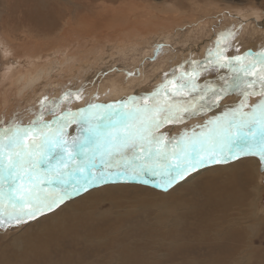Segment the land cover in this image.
Instances as JSON below:
<instances>
[{
  "label": "snow or ice",
  "instance_id": "obj_1",
  "mask_svg": "<svg viewBox=\"0 0 264 264\" xmlns=\"http://www.w3.org/2000/svg\"><path fill=\"white\" fill-rule=\"evenodd\" d=\"M225 15L152 34L129 27L24 79L16 106L0 112V264L9 254L17 264H119L102 258L114 238L132 234L124 246L135 249L145 233L182 230L188 186L222 170L251 199L247 220L220 218L218 239L239 235L242 255L264 252V13ZM12 54L0 40V56ZM119 87L132 90L113 95ZM178 247L145 253L155 264H221Z\"/></svg>",
  "mask_w": 264,
  "mask_h": 264
},
{
  "label": "bare ground",
  "instance_id": "obj_2",
  "mask_svg": "<svg viewBox=\"0 0 264 264\" xmlns=\"http://www.w3.org/2000/svg\"><path fill=\"white\" fill-rule=\"evenodd\" d=\"M54 2L56 4L60 2V5L64 6L66 9H69V14L65 16V18L63 17L64 12L58 14V16H60V21L62 22L65 19L70 18L74 22V24H72L71 22L67 23L65 25V31L59 32L58 34L57 32L52 31V28H50V26L54 27L53 24H50V26H41L44 28V30H42L41 28L38 29L37 27H33L31 29L29 27L28 22L32 21L35 17L27 18L22 21L23 29L20 30V32L23 36V40L19 41V38L14 32L18 30L19 27L11 26L7 28L5 26V24H7L6 20H3L4 25L2 24L1 28L5 29L0 32L4 33L3 36L2 34H0V40H3L7 44V46L12 50L13 53L9 57H3V66L11 65L19 61L22 67H20L14 75L4 74L6 79H9V81H11V87L4 92L5 96L0 106V110L4 111L5 108H7V110L11 112V110L16 106L19 99H21V97L18 95V90L23 87L24 79L28 75L36 74L54 64L63 63L65 55L77 57L83 55L86 51L85 46L95 45L97 42V39H94L95 36L100 37L102 32H104L103 37L105 41H108L110 44L121 39L127 33L129 27H140L145 32L152 34L158 33L161 29L171 30L179 24L192 23L198 18L196 17L193 19H187V17H182V6H175L173 4L174 2L169 5L167 4V6L162 5L163 8H156V10H154L156 7L155 5L154 9H152L149 13L140 16L139 18H132L133 15L135 16V14L131 13H133L135 8L131 10V5H129V1L112 0L111 2L104 3L100 6L96 5L95 3L91 4L92 6H95L97 8V11H94V8H92L91 5H86L84 3V0H78L76 2H72V0H55ZM117 2H120V4L118 3L116 5ZM205 2L209 1L207 0ZM39 6L40 3L36 5L37 8ZM169 6L174 10V13L172 15H168L166 11ZM82 7L85 8H83L84 12H82ZM151 7L153 8L152 5ZM201 9L203 10V8ZM42 12V10L39 11L38 17L42 15ZM234 14L236 15V13ZM194 16H196V14H194ZM39 24L41 23H38V25ZM91 30L95 32V35L93 40H91L90 44V40L88 41L89 38H86V36ZM42 32L44 34H41ZM111 32H114L116 36L111 37ZM33 33L38 35L41 34V37L37 39V36L34 37ZM76 33H82V35H76ZM104 44L106 43L104 42ZM147 51L148 50H146L145 53ZM25 54H31V59L29 61L25 62L21 59V57ZM166 60V56L161 57L162 64L166 63ZM6 66L4 69H6ZM67 74L71 75L72 73L71 71H68ZM127 91L128 90H125L123 87H119L116 95L124 94ZM24 99H31L30 90L25 92ZM25 114L27 117L28 113ZM29 117L30 116H28V118ZM200 178H202L201 181H203L205 186L203 187V190L207 192L206 189H208L211 185H214V189L207 195L205 199L206 203L204 202V206L202 205L199 209H197L196 207L188 214L186 213L187 219L183 223L182 230L163 227L160 230L159 237L155 235H148L147 233H145L135 249L124 246L127 242V239H132V235L116 237L118 239H113L111 244L108 246L111 247L115 241H121L122 246L118 247L116 249V252H119L120 249V253L122 254V260H120L119 258L115 260L118 262L136 261L137 264H154V256L153 258H151L150 254L147 255L145 253V249H155L156 247L165 245L166 243L174 242L179 243V247L176 251L178 253H181L182 257L193 254V256L199 255L206 259H212L221 262V264H232L231 262L232 258L234 257L233 255H242V239L239 235H234L233 237L228 239L231 244L228 243L227 246L226 243H221V241L218 239V236L216 235H219L221 231V217L229 219H238L241 221L248 219L245 215L242 216L243 214L239 209L244 206H247V201L251 199L250 195L244 189L234 186L233 183L227 179V170L217 171L215 173L206 172L197 179ZM225 186H227V188ZM258 194L259 192L255 193L256 200H258ZM188 201L189 202L186 204V208H193L195 206V203H193L190 199H188ZM234 210L238 213L237 215H235ZM212 233H215V237L217 238L215 244L217 245L213 246L212 249L208 251L206 249L207 246L210 244L212 239L215 238ZM205 249L206 251H204ZM204 254L207 256H205ZM113 256L114 255L111 254L106 258L110 260ZM13 259H16L14 260V263L17 264L19 258L15 257ZM5 261L6 264L12 262L10 257L8 256H6ZM247 261L248 260L246 259L245 263Z\"/></svg>",
  "mask_w": 264,
  "mask_h": 264
},
{
  "label": "rangeland",
  "instance_id": "obj_3",
  "mask_svg": "<svg viewBox=\"0 0 264 264\" xmlns=\"http://www.w3.org/2000/svg\"><path fill=\"white\" fill-rule=\"evenodd\" d=\"M54 1L55 0H47L48 6H47V8H44L42 6V0H0V32L5 29V28H1V25L3 24V20H6L7 24H5V26L7 28L11 27V26L19 27L18 30L14 31V32H15L16 36L19 38L18 39L19 41L23 40V36H22V34L20 32V30L23 29L22 21L27 19V18H33V17H35V18L32 21L28 22L29 23V27L31 29L33 27H37L38 29L41 28L42 30H44V28L41 27V26H43V25L50 26V24L51 25L53 24L54 27L50 26V28H52V31L58 32V30L61 28L60 16H58V14H61V12H64L63 17L65 18V16H67L69 14V9H66L64 6L60 5V2H58L56 4ZM73 1L76 2L78 0H72V2ZM111 1L112 0H84V3L86 5H91V4L95 3L96 5L100 6V5L104 4V3H108V2H111ZM123 1H129V3H130L129 5H131V10H133L135 8L133 13H131V14H135V16L133 15L132 18L133 17L134 18L135 17L139 18L140 16H143L146 13H149L152 9H154L155 5H156V7H155L154 10H156V8L157 9L163 8V6H167V4L169 5V4H172V2H174L173 4L175 6H178V5H179V7L182 6V8H181L182 12H183V15H181L182 17H187V19H189V18L193 19V18L198 17L197 20L202 18V19H204V21L209 26H211L214 23L215 24H219L220 23L219 15H220L221 12H223L226 9V7L228 5H229L228 7H230V9L232 8L231 9L232 12L235 11V12H233V14L234 13H236V15L239 14L242 18H247V13L250 12V11H255L257 13H264V6H263L264 5L263 4L264 0H245V1L244 0L243 1L242 0H211V1L208 0L209 2H205L207 0H196V1L195 0H184V1L183 0H123ZM166 2H169V3H166ZM39 3H40V6L37 8L36 5H38ZM118 3L120 4V2H117L116 5ZM226 3H229V4H226ZM256 3H258V4H256ZM149 4H150V7H149ZM223 4H226V5H223ZM151 5L153 6V8L151 7ZM83 8L84 7L81 8L82 12H84V9H85V8L84 9ZM92 8H94V11H97V8L95 6H92ZM201 8H203V10ZM41 10L43 12H42V15L40 16L41 17L40 18V17H38V13ZM184 12H185V14H184ZM194 14H196V16H194ZM1 15H2V17H1ZM236 15L235 14L232 15V16L225 15L224 16V23L226 24V23L232 22ZM3 16H4V18H3ZM258 19H264V15H258L257 16V20ZM11 21H13V22H11ZM38 23H41V24L38 25ZM253 23H255V21H253ZM257 30L256 29L253 30L254 34L251 37V39H248V40L245 41L246 44L253 42L256 38H258L261 35L260 31L259 30L257 31ZM64 31H65V29H64ZM6 33H8V32H6ZM0 34H2V36L4 35L3 32L0 33ZM41 34H44V33L42 32ZM41 34L38 35V34H34L33 33L34 37L37 36L36 37L37 39H39L41 37ZM113 34H115V33L111 32V37L116 36V34L115 35H113ZM94 35H95V32L93 30H91L88 33V35L86 36V38H89L88 41L90 40V44H91V40H93V38H94ZM103 35H104V32L101 33L100 37H96L95 36L94 39L95 40L97 39L96 40L97 41L96 44H101V43H104V42L106 44L107 43L109 44L108 41H105ZM144 54H147V52L144 53ZM2 60H3V56H0V106H1V104L3 102V98L5 96L4 92L7 91V89H9L11 87V83H10L11 81H9V79H6V77L4 76V74H5V69L4 68H5L6 65L3 66L4 64H3ZM132 63H134V61H130V65ZM153 70L154 69H149V72H151ZM67 75H69V74H67ZM141 83H147V81H141ZM123 88L125 90L131 91V88H129V87H127V88L123 87ZM113 95H116V93L114 92ZM20 109L23 111L24 110V106L22 105L20 107ZM0 112H3V110H0ZM25 113H27V112H25ZM30 115L31 114L28 113V116H30ZM28 116L26 117V114H25V119H27ZM213 173H215V172H213ZM197 178H199V177H197ZM202 178L193 181L192 185L188 186L189 189L191 190V195L188 197V199H190L193 203H195V206L193 208H191V209L186 208V213L187 214L189 212H191L196 207H197V209H199V208H201L202 205L204 206V204L206 203L205 199H206L207 195L214 189V185H211L208 189H206L207 192L205 190H203V187H205V186H204L203 181H201ZM225 187L227 188V186H225ZM260 197H261V194L259 193L257 195V199H258L257 201H259ZM239 210L242 212V214H243L242 216L245 215L248 218L249 209H248L247 206H244V207L240 208ZM234 212H235V215L238 214L235 210H234ZM146 220H147V217L145 218V221ZM177 230H179V229H177ZM130 235H132V234H129L128 236H130ZM212 235H214V237H215V233L214 234L212 233ZM216 236H218V235H216ZM117 239L118 238H114V240H117ZM130 239H127L126 241H128ZM216 241H217V238L215 237L214 239H212V241H211L212 243L210 242V244L207 246L206 249L208 251H210L213 246L217 245V244H215ZM221 243H226V246H227L228 243L231 244V242L228 241V240L227 241H221ZM120 246H122L121 245V241H119V242L115 241L111 247H108V248H106L104 250V252L102 253V258H104L106 260V262L107 261H113V260L118 259V258L120 260H122V258H121L122 254L120 253V249H119V252H116V249L118 247H120ZM242 247H243V245H242ZM206 249L204 251H206ZM110 253L113 254L114 256L112 257V259L108 260L106 257L110 256L111 255ZM179 254L182 257V254L181 253H179ZM10 255L11 254H9L8 257H10V259L12 261L10 263L13 264L14 260H16V259H13V258H15L14 255H11V256ZM191 255H193V254H191ZM150 256H151V258H153L152 255H150ZM205 256H207V255H205ZM233 256L234 257L232 258V262H231L232 264H246L245 263L246 259L248 261H255L256 264H259V262L262 259H264V252H262L260 249H256L255 252L251 255L252 257L251 256H244V255H233ZM5 259H6V257H5ZM119 264H124V262H119Z\"/></svg>",
  "mask_w": 264,
  "mask_h": 264
}]
</instances>
